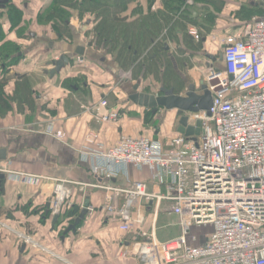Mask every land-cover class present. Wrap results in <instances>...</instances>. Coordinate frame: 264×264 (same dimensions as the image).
Listing matches in <instances>:
<instances>
[{
  "label": "built area",
  "instance_id": "obj_1",
  "mask_svg": "<svg viewBox=\"0 0 264 264\" xmlns=\"http://www.w3.org/2000/svg\"><path fill=\"white\" fill-rule=\"evenodd\" d=\"M193 4L194 0H186L178 15ZM221 30L207 38L215 51H221L224 68L210 60L206 65L204 81L213 103L209 111L194 113L201 122V132L196 135L199 143L184 134L167 142L144 134H122L117 142L108 144L99 131L90 129L78 147L91 171L104 179H129L130 168L146 169L154 184L165 188L164 192L150 191L144 180L130 182L126 188L99 186L124 194L121 205L108 197L103 209L118 218L121 230L136 232L131 251L124 255L146 264H264V17H253L241 26L226 24ZM188 35L196 42L203 40L196 25L188 27ZM78 60L84 62L82 56ZM88 109L101 124H114L122 116L120 105L106 98ZM44 131L70 144L54 118ZM6 173L16 182L41 183L38 175ZM70 184L56 180L50 199L52 214L70 203ZM139 199L156 201L157 208L162 201L171 202L170 213L178 217L180 234L162 241L154 228L140 227L145 218L134 215ZM92 212L89 206L88 213ZM204 225L212 226L209 239L202 245L192 244L190 237L197 240L193 228ZM16 233L33 249L57 256L31 234Z\"/></svg>",
  "mask_w": 264,
  "mask_h": 264
},
{
  "label": "crops",
  "instance_id": "obj_2",
  "mask_svg": "<svg viewBox=\"0 0 264 264\" xmlns=\"http://www.w3.org/2000/svg\"><path fill=\"white\" fill-rule=\"evenodd\" d=\"M32 1L36 2L34 0ZM17 2L20 1L17 0ZM33 2L29 5H27V3L25 4L27 7H36L37 5L33 4ZM205 3L209 5V9H211L209 11L217 9L215 5H212L208 0H194V4L191 5V8L197 10V18L199 19L202 17L201 11L203 12V10L208 8V6H205ZM38 4H40V2H38ZM148 9H150V7L148 8L147 0H134L129 10H124V12L126 11V13L130 14L129 21L135 24L144 20V14L149 12ZM156 9L157 6L155 9L151 8L150 12L152 13L156 11ZM115 11H118L116 14L121 18L122 8H116ZM163 12L171 13L166 4ZM30 16L29 18L32 17ZM34 16H36L35 13ZM180 19H182L181 15H174V21L178 23ZM183 19L186 18L183 17ZM5 22L6 16H3V18L0 19V23L4 24ZM177 23L172 25L173 27L176 25V28L173 30L171 37L174 39L175 37L177 39L179 37V44H181L186 38H182V30H179L180 25ZM218 23L216 25V31L221 32L222 28H218ZM220 26L223 27V25ZM151 28H153V26ZM144 30H146L145 27ZM24 31L25 34H28V39H20L22 35L19 37L18 32L15 30L11 33L8 32L5 26L0 30L1 62L7 60L4 54L12 49L9 47V42L18 43L23 47V40L25 42L30 39L41 40L39 36L42 35H46V39H43L44 42H42V46L45 44V41H49L47 40L49 34H45L41 28H35L33 24L28 26L25 25ZM33 31L38 33L36 38ZM75 31L79 37L77 42L80 44L79 46L85 47V53L86 50H90V52H94L96 55L98 52V56H100V58L102 57V61L100 62L102 68L98 69L96 74L89 76L83 72L76 71V73H73L71 71L73 68L69 69V67H72L75 63L73 65H67L66 72L61 73L62 69L61 72H59L60 74L57 73L55 77L51 76L50 73L47 74L48 72L46 73L44 70L37 74L30 68L32 66V59L30 58L27 60L30 67L28 66L25 72L19 74L13 68L9 70L5 76L11 88H13L17 82L22 83L25 79L32 81L34 84L33 94L35 97V109L32 111L26 108L25 111H19L14 105L12 111L4 116H0V149H5L7 152L4 158H0V173L6 176L2 184L4 191L0 197V218L15 230L31 234L54 251L57 256H52L37 249H33L31 246L25 244L14 230L0 227V264H146L137 257L124 255L125 252L131 251L137 237L136 232L121 230L118 218L107 214L103 209L104 205L109 202L108 197L111 198L113 204L121 205L124 201V194H117L114 191H108L99 186L111 185L126 188L129 186L130 182L144 180L148 183L150 191L164 192L165 188H160L155 185L150 179L149 171L146 169L141 171L130 168L129 179H127L126 176H119L108 180L97 176L91 171L90 164L81 158L78 147L81 146L85 134L90 129L99 131L101 133V139L108 144L117 142L122 134H140L143 132L141 129H136L135 124L138 123L137 121L139 119L136 117L131 119L129 116L130 113L127 112L126 109L130 108V106L135 108L141 106L137 102H134L131 94L135 93L137 90L135 88L137 85L135 81L141 80L144 82L148 78L151 79V77L154 76V73L150 72L152 66H155L157 72L160 73L158 76L156 75V83L162 85V88L163 86L174 87L176 83H180L176 80L174 83L170 82L173 76H170L171 66L170 63L168 64L167 62L169 58L166 57L167 59L163 61L165 57L161 56L160 48V53L158 52V55L151 54V56H149L150 59L148 58L146 62L137 66L134 73L126 75L123 72V66L120 65V61L116 58L110 57L109 62H107L104 51L101 52L94 47L87 49L89 45L85 43L86 41L81 33L82 26L79 28L76 27ZM174 33H176V36H174ZM150 35L149 33L144 36L137 34L135 39H143L144 37V43L150 44V47L160 42V39L157 38L162 34H159L155 41H153ZM168 36L164 37L161 41L165 39L169 40ZM187 38L191 45H193L194 42L197 43L191 36L188 35ZM207 38L208 36L204 38V47L200 50V53H203L205 56V65H207L209 60H212V62L216 61L208 57V55H215L214 53H216V51ZM142 42L143 40L139 41V43ZM37 46L38 42L36 47ZM182 50H180L181 54H179V57L183 55L187 56L188 54L184 53V49ZM195 50L196 54H199L197 48H195ZM147 51L142 53L143 55L138 61L143 60ZM133 53L137 54V51ZM78 56L77 54L76 59ZM159 57H162L161 61H159ZM76 59H74L75 62ZM25 60L26 59H24V61ZM87 62L93 63L94 61ZM103 63L107 64L106 67H104ZM175 67L176 66L172 64L173 70H176ZM184 75H188L191 81L198 82L197 79L191 78V75ZM80 78H82L81 82L76 80L72 83L70 81ZM118 79L119 81H117ZM63 80L64 83L66 80V82H71L69 87L65 84L55 85L61 81L63 82ZM115 83L118 84L117 91L119 93L124 91L123 88L125 89L121 96L116 94L118 99L113 104L120 105L122 116L120 120L114 124H101L94 119L88 108L93 104H98L103 98H107L113 91L109 88L110 85L114 86ZM40 86H42V90H38ZM150 86L152 85L150 84L149 87ZM127 88L129 89L127 90ZM162 88L161 86H157V88L151 92H153V94H160L155 92H161ZM144 90L146 91L145 88ZM147 91L149 92L150 90ZM127 94H129V97ZM83 96H87V98L85 99ZM162 109L163 108H160L156 113H153L152 109H150V111L155 117L159 112H162ZM167 113H169V117H167ZM167 113L165 112L164 114L166 122L164 124L165 126H163L167 137L159 138L150 135L152 138L167 142L168 139L177 134H181L178 132L177 124L175 123L177 110H170V112L168 111ZM52 118L57 121V129L66 133V140L70 144L58 140L44 131L48 120ZM4 169L6 170L5 172H7V170L25 172L41 175L44 178L39 185L24 184L7 178V173L3 171ZM58 179L71 182L70 185L73 188V196L69 204H71L70 206L78 205L80 208V216H83L85 213L84 218H87V222L86 220L81 221L75 230L66 231L72 224L70 218L63 219V216H61L59 220L62 219V221L53 227V217H47L45 215L47 205L54 194L55 182ZM87 199L89 200L90 209L93 211L91 214H89L90 212L86 214L87 210L84 203ZM171 206V202L162 201L160 207L157 208L156 201L147 203L143 199H139L134 209V215L137 216V214L140 213L145 218L144 224L140 225V227L148 231L154 228L157 238L166 241L180 234V228L177 225L178 217L170 213ZM197 227L193 228L192 236H196L193 235V233ZM204 227L208 230L207 232H209V234L205 236L202 235L200 238L196 236L197 240H192L190 237L192 244L202 245L209 239L212 226L204 225Z\"/></svg>",
  "mask_w": 264,
  "mask_h": 264
},
{
  "label": "rangeland",
  "instance_id": "obj_3",
  "mask_svg": "<svg viewBox=\"0 0 264 264\" xmlns=\"http://www.w3.org/2000/svg\"><path fill=\"white\" fill-rule=\"evenodd\" d=\"M19 1H20L19 2L20 4H22V2L24 1L25 3H27V5H29L30 0H19ZM34 1L40 2V4H42V6H44L43 11L47 10V8L50 6V3L52 2V0H34ZM165 1L166 0H154L153 2H151L150 9L157 6L156 11H154V12H157L159 10V12H158L159 14L163 13V10L165 8V4H167V2H165ZM24 2H23V5H24ZM31 2H33V1H31ZM130 5L131 4H127V6L122 5V13H121V18H127L126 20L128 23L130 22L129 21L130 20V14L126 13V11L129 10ZM250 5H252L251 0H239V1H236L235 3L232 1H229V6H223V7L219 6L216 9L217 11L216 10L209 11V10H211V9H209V5L207 3H205V6H208V8H206V10H203V12L201 11L202 17L198 21L199 23L200 22L203 23L204 30H202L198 25L192 24L189 20H187V18L186 19L182 18V19H180V21H178V23L176 22L177 24L180 25L179 30H182V34H183L182 38H186V40L181 42V44H179L180 43L179 37H178V39L176 37H175V39L171 37L173 30L176 28V25L174 27L172 26L174 20L172 23H170L163 30V32H166L165 34H167V36L169 35L168 36L169 40L165 39L163 41V43L158 45V46H160L161 53L159 52L160 51L159 48H157L156 50H153V51H157L156 55H158V52H159L162 57H165V58H163V61H165L167 59L166 57L169 58V61H167V62H168V64L170 63V66H171L170 67V74H171L170 76H173L170 82L174 83L175 80L180 81V84L176 83V85H177L176 87L179 90V91L177 90L178 92L183 93V92L187 91L186 85L182 84V82H181L182 81L181 76L183 77V79L186 78L187 80H189V82L191 80L187 74L191 75L192 76L191 78H195V80L197 79L198 82H196V83H197L198 88H200V81L205 80L204 74H205L207 66L205 65V62H204L205 56L203 55V53H200V50L203 47V45L202 46H200V45L203 43H202V41L197 42V43H195L193 41L194 42L193 45L190 44V42L187 38L188 37V35H187L188 34V27L190 25H196L200 29V32H201L203 38H205L206 36L209 37V36L215 34L216 32H218V31H216L217 30L216 25L218 22H219L218 28H223L226 24H231V23H232L233 27H235L239 24H244V23L247 24L249 22L251 16L257 14L256 8L251 9ZM260 7L264 8V3L262 5H260ZM124 10H126V11L124 12ZM195 11L197 12V10H195ZM0 14H1V16L3 14L1 10H0ZM255 17H257V16H255ZM36 18L37 17H35V20L37 21V23H34L35 24L34 27L42 29L44 27L42 25L44 22H39ZM91 18H92L91 16H86L83 19H80L79 17H73L72 16L71 19L73 22V24H72L73 28H76V27L79 28L83 25L85 26L84 22H86L87 20H90ZM220 25H223V27ZM5 27L7 28V26H5ZM205 29H206V31H205ZM36 31H38V30H36ZM33 32L35 33V31H33ZM48 34H49V38L47 40H49V41H45V44L43 46H42V44H43L42 42H44L43 39H46V35L39 36V38L41 40H39V39L38 40L37 39L31 40L30 39V40H27L26 42L23 40L22 44H24V45H23V47H21V51L23 52L22 60H20V62L18 64H15V60H13V58L16 57L17 55L15 54L16 52H13V54L9 55L10 58H7V60L3 62V64H5V65H0L1 66L0 67L1 72H3L4 69H8L7 67H9L10 69H8V70H11L14 68V70L16 72H18L19 74L23 73L28 69L29 65H28L27 60H29L30 58L32 59V61H31L32 66L31 67L29 66V67L32 68V70H34V72H36L37 74H39V72H41L43 70L44 71L48 70L47 74H49L50 72H52L51 70H55L56 68L59 72H61V70L63 69L61 73H65L66 69H67V65H71V64L73 65L74 63H75V65H73L72 67H69V69L73 68V70L71 69V71L73 73H76V71L77 72H83L84 74L86 73L89 76L96 74L97 70L102 68L101 63H100L102 61L101 60L102 57L100 58V56H98V52L96 55L94 52H90V50H86V53L84 55L86 60H85L84 56H82L84 58L83 63H80L78 58L76 59V56H77L76 49L78 48V46L80 44L77 42L79 37L77 36V32L75 31V29H74L73 36L71 37V39L57 38V36L51 32H49ZM37 35H38V33H35V38L37 37ZM174 36H176V33H174ZM29 38H30V34H29ZM27 39H28V37H27ZM37 42H38V46L36 47ZM51 43H52V48L50 46ZM53 43H54V45H53ZM18 48H20V44H19ZM88 48H91V46H87V49ZM195 48H197V51L199 54H196ZM182 49H184V53L188 54L187 56L183 55L182 57H179L180 56L179 54H181L180 50H182ZM99 51L105 52L104 55L107 57V60H106L107 62H109L110 57L116 58V59L118 57L120 60V65L123 66V72L126 75H131L132 73H134L135 69L137 68L136 65H133L131 67V66H127L126 64H124V62H123L122 58L120 57V55L118 54V52H115L113 50L109 51V50L104 49V48H101ZM216 52H219V51H216ZM55 55H60L61 58H64V57L68 58L67 61L64 62V64H65L64 68L59 67L57 63H55L53 65L52 64L49 65L47 63V58L48 59H49V57L54 58ZM24 59H26V60L24 61ZM74 59H76V62L74 61ZM87 61H89V62L94 61L95 63L94 62L88 63ZM182 62H183V66H182ZM0 63H1V61H0ZM172 64L174 66H176L175 67L176 70H173ZM213 64L217 65V67L219 66V68H221V69L224 68L223 61L219 58V56H218V59H216V61H213ZM103 65H104V67H106L107 64L103 63ZM59 72H56V74L51 73V76L55 77L57 75V73H59ZM150 72H153L155 77L153 76V77H151V79L148 78L144 82L141 80H137V82L135 81L138 88H137L135 93L131 94L132 98L134 96H136V94H137V96L139 94H153V92H151V91H154L155 88H157V86L158 87L161 86V88H162V85H158L156 83V75L158 76L160 74L157 72V68L155 66H152ZM184 74H186L187 76H185ZM81 79L82 78L70 80V81L72 83H74L76 80L81 82L82 81ZM64 80H65V78H64ZM64 80H63V82L61 81L60 83H56L55 85L65 84L67 87H69V83H71V82L69 81L68 83H66V81H67L66 80L64 83ZM117 81H119V79ZM39 84H41V83H39ZM150 84L152 85V86H150L151 88L149 87ZM111 86L112 85H110V87L109 86L108 87L110 89H112L113 91L111 94H109V96L106 99L109 101V103L111 102L112 104H114L116 102V100L118 99L116 94L121 96V94L124 93L125 89L123 88L124 91H121V93H119L117 91L118 90V87H117L118 84L117 83H115L114 86H112V87ZM144 88L146 89V91L144 90ZM167 88L169 90L173 89V87H167ZM128 89L129 88H127V90ZM38 90H42V86H40ZM147 90H150V91L148 92ZM155 93H160V92L156 91ZM127 96L129 97V94H127ZM83 97H85V99L87 98V96H83ZM130 108L126 109V111L130 113L129 116L131 119L133 117H136L137 119H139L137 121L138 123H136L135 125H136V129L143 130V132H141L140 134L149 135V136L154 135V136L159 137V138L167 137L166 131H165V129H163V126H165L164 124L166 122V120L164 118L165 117L164 114H165V112L166 113L168 112L167 110H165L163 108L162 112H159L154 117L152 115L150 109H147V107H145L144 105L137 106L136 108L130 106ZM169 112H170V110H169ZM167 115H168L167 117H169V113H167ZM175 123L177 124V118L175 119ZM127 134H129V133H127ZM199 138L200 137L196 136V135L192 136V139L195 140L197 143H199V141H200ZM38 176L41 177V180L44 178L41 175H38ZM7 178H9L8 174H7ZM55 184H56V182H55ZM68 205H71V204H68ZM65 206H66V204H65ZM64 209L65 208H63V210L60 213H58L59 218H61V215L63 214ZM46 213H47V210L45 211V215H46ZM55 215L56 214H52V212L49 210V213L46 216L47 217H54ZM86 219L87 218H83L84 221ZM0 222L6 223V222L2 221L1 218H0ZM58 222H59V220H58ZM58 222H57V224H58ZM0 227L12 229L15 232L17 231L8 224H7V226L0 225ZM207 231L208 230L204 226H198L197 229L195 228V232L193 233V235H196L197 237L200 238L202 235L205 236V235L209 234V232H207Z\"/></svg>",
  "mask_w": 264,
  "mask_h": 264
},
{
  "label": "trees",
  "instance_id": "obj_4",
  "mask_svg": "<svg viewBox=\"0 0 264 264\" xmlns=\"http://www.w3.org/2000/svg\"><path fill=\"white\" fill-rule=\"evenodd\" d=\"M31 1L32 0L29 1V4L31 3ZM133 1L134 0H52L47 10L43 11L44 6H42V4H38L37 1L33 2V4L37 5L36 7H27L24 1L23 2L25 6L23 5V2L22 4H20L19 2H17V0H12L8 4L6 9V22L4 24L0 23V30H2L4 26H7L6 30H8V32L11 33L15 30L16 32H18L19 37L22 35L21 39L27 38L28 34H25L24 26H28L31 24H33L34 26V23H37V21L35 20V17H37L36 19L39 22H44L43 24H41L44 26L42 29L45 34L51 32L55 34L57 38L70 39L73 35V30L75 29L73 28V25L71 23L72 16L79 17L80 19H83L86 16H91L92 21L95 23L94 34H92L91 38L93 45L98 49L104 48L109 51L113 50L118 52L124 64H126L127 66H132L133 64L139 66L141 63L146 62L148 58L150 59L149 56H151L152 53L156 54V51L153 50L160 48V46L158 45L163 43V41H160L150 47V44L144 43V37L143 39H135V36L137 34L144 36L149 33L151 34L150 36H152L153 41H155L156 37L159 36V34H163V30L173 22L174 15L179 14L182 6L185 5L186 0H166L165 2H167L166 5L171 12L170 14L164 12L159 14V11H157V13H151L150 9H148L149 12H146L144 14V20L140 23L135 24L130 22L128 23L126 20L127 18H120L118 14H116L118 11H115L116 8H122V5L127 6V4H131ZM153 1L154 0H147L148 8L151 6V2ZM208 1H210L212 5H215L216 8L219 6H229L228 0ZM236 1L239 0H233L234 3ZM263 3L256 2L250 5L251 9L256 8L257 14L253 16L264 17V8L260 7V5H262ZM34 13L36 14V16H34ZM30 15L34 18H32ZM29 16L31 18H29ZM181 17L187 18V20H189L192 24H196L202 30H204L203 23L198 22L199 18L194 19L190 17L189 9L183 11ZM175 23L176 21L173 22V25ZM245 24L246 23L239 24L237 26ZM152 26L154 29L151 28ZM144 27L146 28V30H144ZM83 28L84 25L82 26V29ZM159 37L157 39H159ZM140 40H143V42L139 43ZM202 43L204 44V38L202 40ZM203 44H201L200 46H202ZM18 46V43L9 42V47H11L12 49H10L8 53L2 52L6 53L4 54V57H6V59L10 57V54L16 52L15 54L17 56L13 58V60H15V64H18L23 58L22 55L19 54L22 45H20V48H18ZM134 51H137V54H134ZM145 51H147V53L145 54L143 60L138 61L139 58L143 55L142 53H144ZM161 59L162 57H159V61H161ZM117 60L120 61L118 57ZM2 63L3 62H1L0 65H5ZM8 69L10 68L8 67ZM8 69H4L5 71L3 70V72H1L0 70V116H4L8 112L12 111L14 109V105L18 108L19 111H25L26 108H29V110L33 111L35 109V97L33 94L34 84L32 83V81L25 79L22 83L17 82L14 87L11 88L8 84V80L5 78L6 74L9 71ZM181 79L182 84H185L182 76ZM178 82L180 83L179 80ZM176 86L173 87L174 92L180 93L178 92L179 90ZM163 88H167V86H164ZM160 94H163L162 90ZM5 178V174L0 173V197L4 191L2 184L4 183ZM64 208L65 209L61 216H63V219L70 218L71 222L74 223L80 216L79 206H70L66 204ZM46 215L48 214L46 213ZM60 221H62V219H60L58 223H60Z\"/></svg>",
  "mask_w": 264,
  "mask_h": 264
},
{
  "label": "water",
  "instance_id": "obj_5",
  "mask_svg": "<svg viewBox=\"0 0 264 264\" xmlns=\"http://www.w3.org/2000/svg\"><path fill=\"white\" fill-rule=\"evenodd\" d=\"M1 3H6L7 0H0ZM253 4V2H252ZM189 12L191 13V18H197V12L190 8ZM90 45V44H89ZM76 53L78 55L85 54V47L79 46L76 49ZM209 58L216 60V55H208ZM221 56V60H222ZM67 57L61 58L57 61H52L50 63H57L59 67L64 68V62L67 61ZM50 74H56L59 72L57 68L55 70H51ZM46 73L48 70L45 71ZM187 91L181 93H175L173 89L169 90L167 88L161 89L163 94H139L134 96L132 99L134 102H137L140 105H144L147 108L152 109L153 113H156L160 110V108H164L165 110H177V130L179 133L186 135L187 137H191L193 135H199L201 132V122L196 119L194 113L200 111H209L212 103H213V95L208 85L204 80L200 81V89H197L196 81H190L186 78L184 79ZM137 89L138 86L136 85ZM132 97V96H131ZM6 150L0 149V158H4L6 156ZM84 206L88 213L89 200L87 199L84 203ZM50 210V202L47 205V214ZM85 217V213L83 216H79L74 223H72L66 231L75 230L77 226L80 224V221ZM59 220V215L56 214L53 217L52 225L56 226Z\"/></svg>",
  "mask_w": 264,
  "mask_h": 264
},
{
  "label": "flooded vegetation",
  "instance_id": "obj_6",
  "mask_svg": "<svg viewBox=\"0 0 264 264\" xmlns=\"http://www.w3.org/2000/svg\"><path fill=\"white\" fill-rule=\"evenodd\" d=\"M12 0H7V2L4 4V3H1L0 2V10L2 11V16H1V14H0V19H2L3 18V16L5 17V14H6V9H7V6H8V4L11 2ZM72 24H73V22H71ZM84 24H85V26H84V28L82 29V34H83V37H84V39H85V43H87V45H89V46H91V47H94L96 50H100V49H98V48H96L94 45H93V43H92V40H91V38H92V34H94V26H95V23L92 21V19H90V20H87L86 22H84ZM92 25V26H91ZM20 39H21V37H20ZM50 46H51V44H50ZM52 48V47H51ZM219 55H218V54ZM216 53V57H217V59H218V56L219 57H221L222 56V53H221V51H219V52H217ZM19 54L20 55H22L23 54V52L22 51H19ZM59 59H61V56L60 55H55L54 56V58H51V57H49V59L47 58V63L49 64V65H53V63H50V62H52V61H56V60H59Z\"/></svg>",
  "mask_w": 264,
  "mask_h": 264
}]
</instances>
